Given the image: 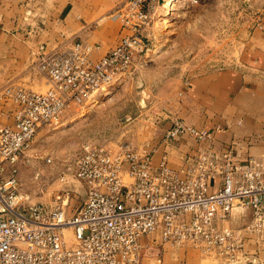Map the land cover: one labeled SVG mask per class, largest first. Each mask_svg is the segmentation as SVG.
<instances>
[{"label":"built area","instance_id":"2783aa9c","mask_svg":"<svg viewBox=\"0 0 264 264\" xmlns=\"http://www.w3.org/2000/svg\"><path fill=\"white\" fill-rule=\"evenodd\" d=\"M163 1L118 4L109 17L122 23L124 33L97 61L90 57L94 46L79 40L64 49L41 46L37 68L50 83L46 92L5 89L17 107L13 123L0 130V264H143L141 238L153 233L172 245H192L236 262L243 236L220 222L237 206L252 210L246 229L264 233V158L236 163L232 145L218 144L212 130L182 119L156 140L165 146L158 163L153 140L139 149L83 144L59 178L68 182L69 173L86 186L72 215L64 201L33 202L19 190V164L31 162L42 130L58 128L69 113L88 110L102 93L137 73L136 63L151 49L149 29ZM182 136L193 140L194 151L173 167L169 155ZM213 180H219L216 190Z\"/></svg>","mask_w":264,"mask_h":264},{"label":"crops","instance_id":"0c3cea01","mask_svg":"<svg viewBox=\"0 0 264 264\" xmlns=\"http://www.w3.org/2000/svg\"><path fill=\"white\" fill-rule=\"evenodd\" d=\"M123 1L0 0V130L13 123L17 107L16 101L4 94L6 88L46 92L50 87L37 68L40 47L64 49L79 40L94 46L90 57L99 60L124 33L122 23L109 17ZM257 1L263 6L260 25L256 24L242 42L235 64L205 70L187 80L177 75L165 81L155 104L128 124L126 145L139 149L144 141L156 143L173 120L182 119L212 130L218 144L232 145L236 163L246 164L250 157L264 158V0ZM94 107L95 104L88 111ZM61 132L68 131H55ZM92 139L107 141L99 134L86 132L81 134V145L95 143ZM156 146L154 162L158 163L165 146ZM194 147L190 137L182 136L171 149L170 164L181 167L183 156L193 152ZM212 185L216 190L219 180H213ZM251 219L250 208L237 206L227 220L220 222V226L238 230L243 236L244 248L236 262L192 245H172L164 242L159 233H153L141 238L143 264H264V233L246 229Z\"/></svg>","mask_w":264,"mask_h":264},{"label":"rangeland","instance_id":"374dc122","mask_svg":"<svg viewBox=\"0 0 264 264\" xmlns=\"http://www.w3.org/2000/svg\"><path fill=\"white\" fill-rule=\"evenodd\" d=\"M262 7L257 0H164L149 29L151 49L136 63L137 73L102 93L94 103L96 109L69 113L57 129L67 133L42 130L34 141L31 162L20 168L19 190L33 202L54 206L64 201L67 214L75 213L85 199L86 186L69 173L68 182L59 178L81 150V134L92 132L107 139L101 143L92 139L98 144H125L128 124L155 104L165 81L177 75L187 80L205 70L234 65ZM68 234L72 243L73 230Z\"/></svg>","mask_w":264,"mask_h":264},{"label":"bare ground","instance_id":"6f19581e","mask_svg":"<svg viewBox=\"0 0 264 264\" xmlns=\"http://www.w3.org/2000/svg\"><path fill=\"white\" fill-rule=\"evenodd\" d=\"M172 1H174V0H172ZM172 4H169V6H171ZM68 237H69V234H68Z\"/></svg>","mask_w":264,"mask_h":264}]
</instances>
